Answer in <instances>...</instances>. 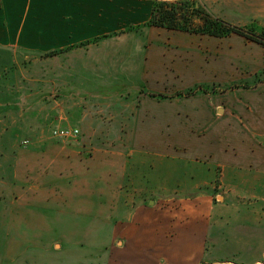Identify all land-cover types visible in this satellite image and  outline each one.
Instances as JSON below:
<instances>
[{"label": "crops", "instance_id": "crops-1", "mask_svg": "<svg viewBox=\"0 0 264 264\" xmlns=\"http://www.w3.org/2000/svg\"><path fill=\"white\" fill-rule=\"evenodd\" d=\"M155 1L0 0L5 118L23 102H54L53 122L79 127L86 138H153L155 116L147 107L194 108L160 116V147L120 153L136 156L122 164L106 162L101 169L114 177L102 173L69 181L63 193L19 197L22 219L94 220V229L79 232L100 233L96 242L42 241L78 233L55 222L31 229L40 235L35 243L21 226V242L8 245V235L19 233L8 228L11 181L8 165L0 164V264H264V81L234 87L227 102L226 94H212L209 78L220 86L217 76L232 80L237 65L231 49L238 47L217 39L235 35L148 25ZM234 1H243L246 25L264 28V0ZM244 44L240 64L264 73V45ZM201 85L208 88L199 94ZM101 114L119 127L90 126L102 122Z\"/></svg>", "mask_w": 264, "mask_h": 264}, {"label": "rangeland", "instance_id": "rangeland-1", "mask_svg": "<svg viewBox=\"0 0 264 264\" xmlns=\"http://www.w3.org/2000/svg\"><path fill=\"white\" fill-rule=\"evenodd\" d=\"M168 3H177L179 0H165ZM200 7L202 13H199L194 17V24L201 25L203 23V18L207 14L211 18H219L228 23V26H235L247 31V28L254 25H246L248 18L245 15V10L243 6V1H238L235 3L234 0H192ZM242 2V3H239ZM236 4V5H235ZM192 9V8H191ZM260 31V28H255ZM235 35L231 39H217V42H222L221 46H228L229 43H233L238 47L231 49L237 52L236 59V69L235 75L232 76V80H229L228 75L226 77L221 74L217 76L221 80L222 85L213 87V77L209 78L210 90L212 94L216 92H222L225 95V101H228V96L232 89L254 87L258 82L264 81V73L255 71L254 67L241 65L244 62L241 60L243 58L244 49L240 51V48L244 47V40L254 41L256 43L262 44L252 38H248L243 32H232L229 35ZM226 35V36H229ZM264 45V44H262ZM250 50H245L248 52ZM227 70V68H226ZM233 79L236 81L233 84ZM215 85V84H214ZM246 85L248 87H244ZM199 94L207 91L208 87L204 85L199 86ZM231 88V90H229ZM229 90V91H227ZM190 92L196 91L189 90ZM224 91V92H223ZM226 92V93H225ZM217 94V93H216ZM220 94V93H219ZM224 101V102H225ZM23 102L20 108L12 109L10 116L5 118L0 112V164L8 165V228L16 230L19 234L8 235V245L14 246V244H19L21 241L20 230L21 226L24 228L28 227L29 242L35 243L36 238L40 235L31 234V229L38 226L42 227H52V224L58 222V227L66 228H77L78 233L73 235H41L42 241H48L51 238V243L61 242L64 238H71L79 243H85L89 239L95 242L101 238V234H89L80 235V230L85 226L88 230L94 229L91 226L92 221L88 218H78L69 221H64L62 219H39L29 217L28 219H22L20 217L21 201L20 196H26V192L29 196L38 195V193L43 190H69L70 183L73 180L81 179H99L102 173L109 176V178L114 177L115 171H103L101 167L107 162L112 164H122L123 157L126 160H133L136 156L132 153L129 155H123L124 152L138 150L140 147H155L161 146V143L165 139L164 133V123H161L160 116L164 114L173 115L181 114L186 115L187 113H194V108H189L192 102H154L153 106L147 107V114L154 115V122L152 126V131L156 132L153 138H142L140 136L122 137V138H107L105 136L98 138H86L84 134H80L76 138H58L53 136V131L58 128H77L73 125L64 126L62 123L58 124L52 117V109L54 107V102ZM189 110V112H187ZM104 116L101 123H92L89 125L93 128H105L106 130H111V127H119V123L112 122V115H96V118ZM99 122V120H98ZM121 125V124H120ZM79 129V127H78ZM107 134V133H102ZM108 136V135H106ZM25 141H28L25 143ZM107 152V153H106ZM123 153V154H120ZM138 157V156H137ZM125 160V161H126ZM43 183H40L42 182ZM34 182L33 184H31ZM61 184V187H55V184ZM116 189V188H115ZM219 191L223 188H216ZM30 190V191H28ZM35 190V191H34ZM218 191V190H217ZM43 194V193H42ZM33 203L32 205H34ZM10 215V216H9ZM99 222V221H98ZM60 225V226H59ZM11 229V230H12ZM36 230V229H35ZM35 232V231H34ZM99 232V229H98ZM53 241V242H52Z\"/></svg>", "mask_w": 264, "mask_h": 264}, {"label": "trees", "instance_id": "trees-1", "mask_svg": "<svg viewBox=\"0 0 264 264\" xmlns=\"http://www.w3.org/2000/svg\"><path fill=\"white\" fill-rule=\"evenodd\" d=\"M192 8V9H191ZM202 13L200 7L192 0H179L177 3H168L165 0H156L152 17L148 25L161 26L169 29H180L191 33L208 34L218 37L229 35L232 32H243L248 38H252L264 44V28L257 32V26H250L247 31L235 26H228V23L219 18H211L205 15L201 25L194 24V17ZM193 92H187L191 94Z\"/></svg>", "mask_w": 264, "mask_h": 264}, {"label": "built area", "instance_id": "built-area-1", "mask_svg": "<svg viewBox=\"0 0 264 264\" xmlns=\"http://www.w3.org/2000/svg\"><path fill=\"white\" fill-rule=\"evenodd\" d=\"M80 134L78 128H58L53 131V136L58 138H76ZM28 141H25L27 143Z\"/></svg>", "mask_w": 264, "mask_h": 264}]
</instances>
